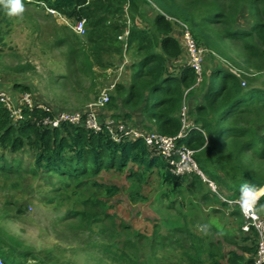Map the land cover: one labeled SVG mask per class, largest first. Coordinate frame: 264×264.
I'll return each instance as SVG.
<instances>
[{"label":"trees","instance_id":"obj_1","mask_svg":"<svg viewBox=\"0 0 264 264\" xmlns=\"http://www.w3.org/2000/svg\"><path fill=\"white\" fill-rule=\"evenodd\" d=\"M194 1L200 4L195 10L181 0H23L25 4L42 5L70 19H85V37L92 42L90 49L95 57L102 51L114 50L122 56L123 50L129 53L130 80L116 83L115 96H111L104 107L107 116L100 114L101 118L131 120L135 125H142L144 132L175 136L183 125L182 112L186 106L185 119L197 128L177 138V145L194 149L203 172L228 193L221 189L214 191L197 173L173 174L161 153L151 149L143 138L124 137L116 141L106 126L96 132L82 123L63 121L57 127L43 125L42 121L53 112L41 107L46 103H40L38 93L22 83H15L10 91L14 94L30 92L34 106L23 105V118L16 121L0 102V150L15 154L27 148V165L31 167L23 168L22 160L8 162L1 154L0 171L19 173L23 168L34 175L49 174L69 186L73 181L81 185L102 171L115 170L125 172L127 179L139 187L156 173L173 191H179L185 184L189 190L205 186L208 192L202 198L208 200L212 195L221 205L234 208L232 214L243 216L239 205L229 200L239 198L242 184L264 185V176H257L256 170H251L246 162L252 149L264 150V116L260 117L255 111L248 118L242 115L254 104L264 107V89L243 88L242 79L231 73L221 60L232 61L240 68L244 64L229 59L221 43L224 39H246L245 50L262 58L255 69L263 70L264 0ZM243 6L246 11L241 10ZM120 12L126 15L121 23ZM223 22L231 27L219 36L214 32V25ZM6 24V10L0 6V45L5 43ZM186 27L198 47L205 51L201 82H197L198 74L188 62L182 36ZM126 30L128 35L120 39ZM251 62L248 59L247 64ZM247 64L243 69H250ZM56 110L74 112L78 109ZM228 137L232 139L227 143ZM94 185L104 184L95 181ZM119 191L117 185L108 188L109 194ZM136 193H131L134 200L141 197L138 191ZM260 203H264V196ZM246 234L239 250L231 248L222 255L213 250L211 244L210 264H256L258 232L251 227ZM5 243L0 236V256L6 264H28L26 253L18 258ZM183 255L189 256L186 252ZM201 261L197 262L202 264Z\"/></svg>","mask_w":264,"mask_h":264},{"label":"rangeland","instance_id":"obj_2","mask_svg":"<svg viewBox=\"0 0 264 264\" xmlns=\"http://www.w3.org/2000/svg\"><path fill=\"white\" fill-rule=\"evenodd\" d=\"M181 1L193 10L200 5L194 0ZM24 5L22 18L7 15L4 25L5 43L0 45L4 87L22 83L55 109L73 110L84 109L111 83H126L129 53L102 51L95 57L92 42L75 34L74 19L35 3ZM241 10L246 11L245 6ZM118 15L123 22L125 13ZM230 24L214 25L215 34L222 36ZM245 42L244 38L224 39L221 45L229 59L244 64L243 68L248 59L252 61L247 64L249 70H242L243 88L264 89V69H255L262 58L247 52ZM109 92L115 96V89ZM252 111L264 116V107L254 104L242 118L250 117ZM3 154L8 162L13 163V157L22 160L23 168L31 167L27 148ZM246 162L257 176H264V150L252 149ZM23 168L19 173L0 171V236L18 258L26 253L28 264H201L199 260L210 264L211 244L219 255L231 248L239 250L250 232L243 229L246 218L232 214L234 208L221 205L212 195L208 200L202 198L208 192L205 186L189 190L185 184L173 191L154 173L139 187L125 172L115 170L102 171L81 185L73 181L65 186L56 177L34 175ZM95 181L104 185L96 186ZM116 185L120 191L109 194L108 188ZM137 191L141 197L134 200L131 193ZM260 218L264 220V214ZM204 224L209 225L208 235L199 230Z\"/></svg>","mask_w":264,"mask_h":264},{"label":"built area","instance_id":"obj_3","mask_svg":"<svg viewBox=\"0 0 264 264\" xmlns=\"http://www.w3.org/2000/svg\"><path fill=\"white\" fill-rule=\"evenodd\" d=\"M51 12H56L53 9H48ZM58 13V12H56ZM130 21V20H129ZM130 23V22H129ZM128 23V24H129ZM73 30L76 34L84 36L86 33V20H74ZM128 30L123 35H120V39L128 35ZM184 40L186 42V52L189 56V63L194 67L198 74L197 82H200L203 78L202 70L204 64L205 51L203 48H199L193 39L189 29L186 27L183 31ZM222 61H226L223 60ZM227 68L237 77L241 78L242 70L240 67L233 65L230 61H226ZM225 63V62H224ZM244 71V70H243ZM243 80V79H242ZM245 83V81H242ZM115 87V82L111 83L109 88L104 90L101 95L91 101L82 110H76L74 112L58 111L52 109L48 105H40L47 111H52L53 115H48L43 121V125H50L57 127L60 122H70L72 124H84L87 128L96 132L102 130L103 126H106L109 130L112 139L118 141L124 137L143 138L146 144L151 148L157 150L169 164L170 171L178 176L189 175L191 173H197L201 178L207 182L214 191H218L216 183L208 178L205 173L199 167L195 159V150L187 146H178L176 139L183 137L186 131L194 127V124L187 122L185 119L186 106L183 107V126L180 132L176 136L164 135L158 132H144L136 127L127 125L124 122H118L114 127L116 121L107 118L101 120L99 111L103 109L110 101V90ZM0 102L3 103L10 114L16 121L23 118V105L28 107L34 106L32 94L26 92L24 94L12 93L9 88L4 87L0 82ZM234 202V201H231ZM235 203L239 204V199L235 200ZM247 223L243 226L245 231H249L251 227H254L258 232V246H257V258L256 264H264V220L260 217L253 219L246 217ZM0 264H6L4 259L0 256Z\"/></svg>","mask_w":264,"mask_h":264},{"label":"clouds","instance_id":"obj_4","mask_svg":"<svg viewBox=\"0 0 264 264\" xmlns=\"http://www.w3.org/2000/svg\"><path fill=\"white\" fill-rule=\"evenodd\" d=\"M0 6H2L6 10V14L9 17L22 18L23 14L26 11L23 0H0ZM221 62L225 65V63L223 61H221ZM230 62H232V61H230ZM241 69H243V68H241ZM116 83L117 82H115V86H116ZM78 110H82V109H78ZM100 118H101V115H100ZM109 118H111V117H109ZM191 128H197V126L194 125V127H191ZM191 128H189L186 131L184 136H186L188 134V132L190 131ZM181 129H182V127H181ZM195 153H196V151H195ZM262 196H264V185L259 186V187H255L253 185H249V184L245 183V184H242L241 187H240V196H239V198H236L234 200H229V202L233 204V202H231V201H235V200L239 199V204L238 203H234V204L239 205L240 211L243 214V217L245 218V216H246V217H251L253 219H258L260 217V215L264 214V204L260 203V200H261ZM224 199L226 200V198H224ZM199 230L204 235H208V233H209V225H207V224L199 225Z\"/></svg>","mask_w":264,"mask_h":264},{"label":"crops","instance_id":"obj_5","mask_svg":"<svg viewBox=\"0 0 264 264\" xmlns=\"http://www.w3.org/2000/svg\"><path fill=\"white\" fill-rule=\"evenodd\" d=\"M50 12V11H49ZM128 67H126V73H125V76H126V74H127V77L124 79V81L127 83V79H128V81L130 80V70L129 69H127ZM38 96L40 97V99H41V102L40 103H46V105H48V106H50L51 108H53V109H55V108H57L56 106H54L53 104H51V103H47V101H44L43 99H45V98H43V96H41L39 93H38ZM55 107V108H54ZM99 113L100 114H105V116H107V113H106V110L105 109H101L100 111H99ZM110 117V116H109ZM106 118H108V117H102V120H105ZM111 119H113V120H115L116 121V123H115V125H114V127H116L117 126V123L118 122H124V123H126L127 125H129V126H132V127H136V128H138L139 130H142L143 131V128L141 127L142 125H140V124H138V125H135L133 122H131V120H128V121H123L122 119H116V118H114V117H111ZM139 120V119H138ZM129 122H131V123H129ZM1 152H0V155L1 154H3V153H5V152H7V151H2V150H0ZM5 155V154H4ZM6 157V156H5ZM12 160H13V157H12Z\"/></svg>","mask_w":264,"mask_h":264}]
</instances>
